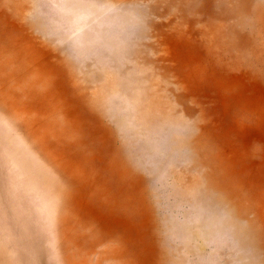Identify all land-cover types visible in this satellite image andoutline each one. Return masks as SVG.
I'll use <instances>...</instances> for the list:
<instances>
[{
	"label": "rangeland",
	"instance_id": "374dc122",
	"mask_svg": "<svg viewBox=\"0 0 264 264\" xmlns=\"http://www.w3.org/2000/svg\"><path fill=\"white\" fill-rule=\"evenodd\" d=\"M0 264H264V0H0Z\"/></svg>",
	"mask_w": 264,
	"mask_h": 264
}]
</instances>
